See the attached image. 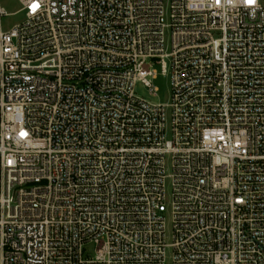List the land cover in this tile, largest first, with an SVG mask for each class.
Instances as JSON below:
<instances>
[{
	"label": "built area",
	"instance_id": "built-area-1",
	"mask_svg": "<svg viewBox=\"0 0 264 264\" xmlns=\"http://www.w3.org/2000/svg\"><path fill=\"white\" fill-rule=\"evenodd\" d=\"M16 1L0 264H264V0Z\"/></svg>",
	"mask_w": 264,
	"mask_h": 264
},
{
	"label": "rangeland",
	"instance_id": "rangeland-1",
	"mask_svg": "<svg viewBox=\"0 0 264 264\" xmlns=\"http://www.w3.org/2000/svg\"><path fill=\"white\" fill-rule=\"evenodd\" d=\"M0 7L6 11L7 16H3L1 19V24L3 29H8L15 24L21 23L24 20L25 14L20 12L21 6L16 0H0ZM158 76L155 81H153V86L158 89L156 94H151L149 88H147L144 84L138 83L135 87L136 95L146 100L152 104H161L169 106L172 100V86H171V77L170 75H164L162 72V67L160 65L155 66ZM167 123L170 126L171 123V109L167 108ZM170 203V198L167 200ZM166 224L168 230L169 244H171V217L168 213L166 215ZM87 252L91 257L95 255V246L88 245L86 248ZM172 253L169 250L167 253V257L169 260V264L171 263Z\"/></svg>",
	"mask_w": 264,
	"mask_h": 264
}]
</instances>
